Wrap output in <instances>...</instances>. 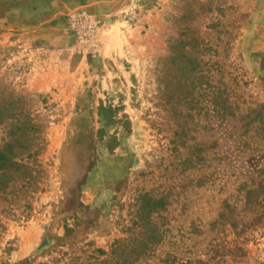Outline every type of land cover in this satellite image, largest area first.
<instances>
[{
  "label": "rangeland",
  "instance_id": "obj_1",
  "mask_svg": "<svg viewBox=\"0 0 264 264\" xmlns=\"http://www.w3.org/2000/svg\"><path fill=\"white\" fill-rule=\"evenodd\" d=\"M7 143L0 264H264V0H0Z\"/></svg>",
  "mask_w": 264,
  "mask_h": 264
},
{
  "label": "trees",
  "instance_id": "obj_2",
  "mask_svg": "<svg viewBox=\"0 0 264 264\" xmlns=\"http://www.w3.org/2000/svg\"><path fill=\"white\" fill-rule=\"evenodd\" d=\"M12 149V144L11 143H7L5 144V146L0 147V205L2 202H4L6 205H8L7 209H10V201L13 199L11 198L12 193H14L15 190H18V186L14 185V182L10 183V179L12 178V173L11 171L12 169H10L12 167V165H14L15 169L19 170V168H25V174L29 173V169L27 164L24 163H17L13 160L10 159L9 157V151ZM9 183V184H8ZM22 186V185H19ZM8 188V190L6 191L5 189ZM34 189V188H33ZM33 189H31V191H34ZM7 193H9L8 196ZM8 198V199H7ZM5 199H7L6 201H4ZM3 211V208L0 207V212ZM138 255V253L136 254ZM138 258V257H136ZM130 259L128 260L129 262H127V264H131L135 261V259ZM115 264H125V261H121V262H116Z\"/></svg>",
  "mask_w": 264,
  "mask_h": 264
},
{
  "label": "built area",
  "instance_id": "obj_3",
  "mask_svg": "<svg viewBox=\"0 0 264 264\" xmlns=\"http://www.w3.org/2000/svg\"><path fill=\"white\" fill-rule=\"evenodd\" d=\"M73 20H74V21L77 20V21L82 22V23H85V24L88 23V21L86 22V20H87L86 16H83V15L75 16V17L73 18ZM89 25H90V24H89ZM88 27H89V26H88ZM88 30L91 32V31H92V30H91V27H89Z\"/></svg>",
  "mask_w": 264,
  "mask_h": 264
}]
</instances>
